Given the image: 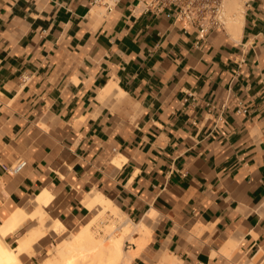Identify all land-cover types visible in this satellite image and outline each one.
I'll return each mask as SVG.
<instances>
[{
  "label": "crops",
  "instance_id": "crops-1",
  "mask_svg": "<svg viewBox=\"0 0 264 264\" xmlns=\"http://www.w3.org/2000/svg\"><path fill=\"white\" fill-rule=\"evenodd\" d=\"M45 191L65 228L96 199L147 226L133 264H264V0L203 39L141 0H0V228Z\"/></svg>",
  "mask_w": 264,
  "mask_h": 264
},
{
  "label": "bare ground",
  "instance_id": "bare-ground-1",
  "mask_svg": "<svg viewBox=\"0 0 264 264\" xmlns=\"http://www.w3.org/2000/svg\"><path fill=\"white\" fill-rule=\"evenodd\" d=\"M247 0H225V8L228 11L225 18V26L230 33L237 34L244 12V5ZM52 195L45 191L35 198L37 207L30 213L20 208L6 220L0 228V264H24L22 259L24 255H32L34 246L47 236L48 232H56L62 234L65 231L64 225L57 219L50 222L51 218H47L44 208L52 201ZM32 204L34 201L31 202ZM94 214L90 221L84 225L79 232L67 238V244L63 248L62 260L50 259L44 264H131L137 255L140 254L150 237V232L143 223L134 225L128 220H123L126 216L111 203L103 199H96L94 205L91 206ZM153 218L155 217L152 215ZM106 217L113 220L112 225L122 223V232L120 235L110 236L111 232H106L103 237H99L94 228L100 229L99 226ZM39 221L41 228L34 234H24L17 240V246L11 247L5 243V239L12 234L17 233L28 221ZM39 223V224H40ZM95 229V230H96ZM108 231V230H107ZM131 233L139 235V238H132L129 251L124 250L125 239ZM113 235V234H112ZM16 244V242L14 243ZM61 252V251H60ZM174 259V258H173ZM164 262L175 264L169 261L168 257L163 258Z\"/></svg>",
  "mask_w": 264,
  "mask_h": 264
},
{
  "label": "built area",
  "instance_id": "built-area-1",
  "mask_svg": "<svg viewBox=\"0 0 264 264\" xmlns=\"http://www.w3.org/2000/svg\"><path fill=\"white\" fill-rule=\"evenodd\" d=\"M118 0H94L101 6L106 14L111 13L117 6ZM224 0H141L144 12H152L156 15L165 12L174 14L175 21L187 27L198 29V36L204 38L213 30L223 29L225 26ZM212 110V104H208ZM221 112L216 116V122H221ZM25 161H19L11 170L18 174L26 167Z\"/></svg>",
  "mask_w": 264,
  "mask_h": 264
},
{
  "label": "rangeland",
  "instance_id": "rangeland-1",
  "mask_svg": "<svg viewBox=\"0 0 264 264\" xmlns=\"http://www.w3.org/2000/svg\"><path fill=\"white\" fill-rule=\"evenodd\" d=\"M223 7H224V11H225V18H227V14L228 11L225 8V0L223 3ZM226 23V21H225ZM51 204V203H50ZM48 208V207H47ZM34 209V208H33ZM46 211V208L44 209ZM30 211V210H29ZM29 211H27L28 213H30ZM48 213V212H47ZM50 219V222L53 221V215L48 214ZM93 213H91L88 217H86L82 222L79 223L80 225H83L84 223H87L92 217H93ZM113 218V217H112ZM110 217H106L105 220L102 221V223L99 226L100 229H96L97 227L94 228V231L97 232V235L99 237H103L106 232H111L112 234H109L110 236H114V235H120L122 232V226L121 224L123 223V220H128L126 217L124 219H122V223L120 222L119 224H115L112 225V222L110 223L111 220H113ZM111 219V220H110ZM38 225V221H28L26 224L23 225V227L19 230V232L15 233L12 235V237L10 239H5V243L8 244L11 247H16L17 246V240L22 238L24 236V234L28 233L27 231H29V229L36 227ZM96 229V230H95ZM79 230L76 228H65L64 233L62 234H58L56 232H48L46 238H44L42 241L38 242V244L36 246H34L33 250V254L32 255H24L23 256V263L24 264H44V262L49 261L50 259H53L55 257V259L58 260H62V252H63V248H65V245L67 244V238L71 237L72 235H74L75 233H77ZM108 230V231H107ZM32 234V233H30ZM105 237V236H104ZM135 238L134 233H131L130 236H127V238L125 239V246H124V250L127 252L129 251V247L131 246L130 244L132 243V238ZM16 242V244H14ZM61 251V252H60ZM141 251V250H140ZM141 254V253H140ZM137 255V256H140ZM136 256V257H137ZM135 257V258H136ZM134 261V260H133ZM133 261L131 262V264H133ZM121 264V263H119Z\"/></svg>",
  "mask_w": 264,
  "mask_h": 264
}]
</instances>
